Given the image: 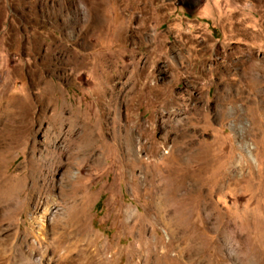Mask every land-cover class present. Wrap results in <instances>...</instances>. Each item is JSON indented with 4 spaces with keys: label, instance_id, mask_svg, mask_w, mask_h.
Listing matches in <instances>:
<instances>
[{
    "label": "rangeland",
    "instance_id": "obj_1",
    "mask_svg": "<svg viewBox=\"0 0 264 264\" xmlns=\"http://www.w3.org/2000/svg\"><path fill=\"white\" fill-rule=\"evenodd\" d=\"M0 264H264V0H0Z\"/></svg>",
    "mask_w": 264,
    "mask_h": 264
},
{
    "label": "bare ground",
    "instance_id": "obj_2",
    "mask_svg": "<svg viewBox=\"0 0 264 264\" xmlns=\"http://www.w3.org/2000/svg\"><path fill=\"white\" fill-rule=\"evenodd\" d=\"M182 139V138H181ZM180 142V141H179ZM179 144V143H178ZM198 145V144H197ZM187 151V150H186ZM170 152V151H169ZM184 153V152H183ZM135 157V156H134ZM168 185V184H167ZM156 188V187H155ZM224 231V230H223Z\"/></svg>",
    "mask_w": 264,
    "mask_h": 264
}]
</instances>
